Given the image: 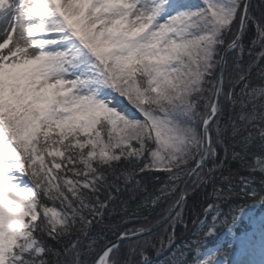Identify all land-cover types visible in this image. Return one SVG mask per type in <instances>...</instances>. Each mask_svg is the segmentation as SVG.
<instances>
[{"label":"snow or ice","instance_id":"6c2138e0","mask_svg":"<svg viewBox=\"0 0 264 264\" xmlns=\"http://www.w3.org/2000/svg\"><path fill=\"white\" fill-rule=\"evenodd\" d=\"M254 46L264 0L259 16L251 0H0V264H153L150 229L112 241L102 225L122 196L155 206L181 174L207 199L169 264L197 250L194 264H264V190L223 171L253 157L264 171ZM174 218L170 248L187 228Z\"/></svg>","mask_w":264,"mask_h":264},{"label":"trees","instance_id":"16d2710c","mask_svg":"<svg viewBox=\"0 0 264 264\" xmlns=\"http://www.w3.org/2000/svg\"><path fill=\"white\" fill-rule=\"evenodd\" d=\"M254 15H260V5L261 0H252ZM247 44V41L245 42ZM261 55H264V50L258 46H254L252 50V56L250 57L247 52L242 57L243 66L245 68V75L248 76V83L250 86L258 87L261 84H264V60L259 59ZM253 57H256L253 59ZM227 82V81H226ZM242 85L236 87V92L240 93ZM214 135V133H213ZM232 139L231 131L228 132V139L225 141L227 146ZM221 157L225 156V147L219 149ZM231 149L229 148V154ZM229 170L235 172L239 171L241 175L248 178L249 184L256 191L264 190V171H261L258 165V158L253 157L249 160L248 167H242L239 161H231L228 168L223 169L224 175L227 176ZM186 175L181 174L180 179L176 182V189L173 195L169 196L167 199L161 200L155 206L149 207H138L137 202H128V196H122L121 203L117 202V205H113V211L110 215L106 217L104 225L105 229H111L107 231V236L109 240H114L117 238L119 232L124 230H136L141 228H147L158 220H160L165 213L173 206L179 197V192L183 181L185 180ZM162 180L166 179L161 177ZM195 177L189 183L187 196L188 199L184 201L183 205L178 209L175 215L161 228L157 229L153 233H150L144 237L142 240H146L149 244L154 245L155 247L148 248V254L151 257L153 264H169L173 259V253L177 250L178 245L184 243L186 240L194 239L198 235L199 221L204 218L203 209L206 205V196L205 190H194V181ZM159 187V185H156ZM210 191V189H208ZM220 208L224 212L228 211L227 204H220ZM264 209V208H263ZM133 213H135L133 215ZM177 213H180L183 216L184 223L187 224V228L177 225L175 235L172 236V241H174L173 246L170 248V241L168 237L172 235V225L177 224L176 219L174 218ZM99 231V229H97ZM113 233H116L115 235ZM217 240L210 242L209 246L214 244ZM53 243V241H50ZM136 241L126 242L124 244V249L127 250L130 245L135 244ZM163 243V246H161ZM199 250L193 251L190 254L189 264H194L196 258L198 257ZM139 259V257H136Z\"/></svg>","mask_w":264,"mask_h":264},{"label":"water","instance_id":"95a60500","mask_svg":"<svg viewBox=\"0 0 264 264\" xmlns=\"http://www.w3.org/2000/svg\"><path fill=\"white\" fill-rule=\"evenodd\" d=\"M192 178L193 177L189 178L188 176H186L185 180L183 181V183L181 185L178 200L180 199V197H181V195L183 193H187L188 186H189V183L192 180ZM176 202L159 221H157L155 224H153V225L149 226L148 228H146V229H150L151 230L150 233H152V232L156 231L157 229L161 228L162 226H164L174 216V214L179 209V208H176ZM116 239H114L113 241H115ZM126 242H130V241H126Z\"/></svg>","mask_w":264,"mask_h":264},{"label":"rangeland","instance_id":"374dc122","mask_svg":"<svg viewBox=\"0 0 264 264\" xmlns=\"http://www.w3.org/2000/svg\"><path fill=\"white\" fill-rule=\"evenodd\" d=\"M251 2H252V0H251ZM253 215H258V216L264 215V209L257 207L256 209L253 210ZM241 231H244V229L242 228ZM225 239H226V237L221 236V237H219V239H217V241L214 244L210 245L209 247H215L216 245L223 243V241ZM225 247H226V245H225ZM199 255H200V253H198V256Z\"/></svg>","mask_w":264,"mask_h":264}]
</instances>
